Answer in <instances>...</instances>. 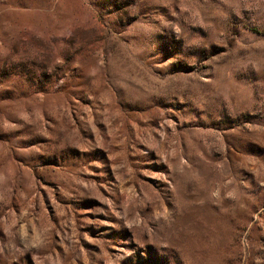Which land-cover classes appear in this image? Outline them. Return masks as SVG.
Returning <instances> with one entry per match:
<instances>
[{
    "label": "rangeland",
    "instance_id": "374dc122",
    "mask_svg": "<svg viewBox=\"0 0 264 264\" xmlns=\"http://www.w3.org/2000/svg\"><path fill=\"white\" fill-rule=\"evenodd\" d=\"M0 264H264V0H0Z\"/></svg>",
    "mask_w": 264,
    "mask_h": 264
}]
</instances>
